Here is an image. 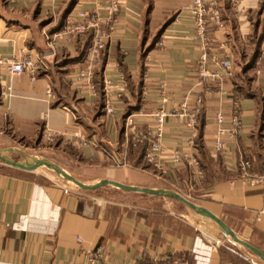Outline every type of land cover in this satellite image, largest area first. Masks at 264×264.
<instances>
[{"label":"crops","instance_id":"1","mask_svg":"<svg viewBox=\"0 0 264 264\" xmlns=\"http://www.w3.org/2000/svg\"><path fill=\"white\" fill-rule=\"evenodd\" d=\"M190 1L119 0L91 89L73 83L91 32L62 31L79 11L105 18L107 0H0V54L21 50L41 60L33 82L27 75L3 78L0 149L19 162L41 155L82 183L174 189L264 253V187L250 185L235 168L242 159L252 174L264 173V0H207L220 19H208V54L231 64L222 71L208 62L206 70L220 74L215 82L198 77L193 21L181 11ZM99 92L112 115L99 106ZM159 107L171 113L160 156L177 150L182 158L165 176L145 163L147 142L134 138V129L152 127ZM189 115L193 129L186 127ZM45 125L52 141L45 140ZM220 129L227 150L214 153ZM164 199L113 187L82 191L0 163V264H258L197 221L177 216Z\"/></svg>","mask_w":264,"mask_h":264},{"label":"built area","instance_id":"2","mask_svg":"<svg viewBox=\"0 0 264 264\" xmlns=\"http://www.w3.org/2000/svg\"><path fill=\"white\" fill-rule=\"evenodd\" d=\"M240 2L241 0H235ZM119 6V0H107L105 12V18H101L97 14L88 15L86 12L79 11L76 13L73 19L68 20L65 23L62 34L63 36H81L91 32L92 38L90 45L86 49L85 55L81 62V66L77 73L74 75L73 83L76 85H86L93 89L92 80L94 77L95 68L98 65L101 54L105 49L106 43L109 39V33L112 30L115 15L117 14ZM213 2L207 0H191L189 4L185 5L181 11L192 18L194 25V37L196 39L198 48L200 50L199 55V69L198 77L209 79L212 82L218 81L219 73L209 72L206 70L208 62L211 65L219 67L222 71L230 69L231 64L228 59H219L216 55H209V40H208V19H211L216 24L220 23L218 12L212 8ZM41 68V60L38 57H32L22 52L21 50L14 52L11 56H3L0 54V85L3 83L5 76L19 77L27 75L30 81H35L36 75ZM110 87V81H103V89L107 91ZM47 94L51 92L48 89ZM197 103H201L200 99H197ZM104 110L107 115L113 114L108 101L104 102ZM171 115L163 107L157 108L152 114V127L146 132L136 131L134 129V138L136 141L147 142V147L144 151V161L147 165L152 167L156 172L165 176L173 172L174 167L181 164V153L177 150L172 151L171 157L164 159L160 156L162 148V141L164 136V130L167 118ZM223 116L216 114V121L219 125L223 124ZM195 124L194 117L188 116L186 127L193 129ZM231 127L233 131H237L241 128V122L238 117L231 119ZM44 137L47 141H52L53 132L45 125ZM223 131H218V137L215 139L212 145V151L214 153H225L227 150L226 143L222 138ZM250 163L240 159L236 164V169L240 172L241 178L252 186L261 185L264 187V173L261 175H255L250 172ZM196 181L202 180V174L196 172L194 175ZM261 212L264 213V196L262 200ZM80 242V239H78ZM150 264H183L178 260H173L168 263H160L153 261Z\"/></svg>","mask_w":264,"mask_h":264},{"label":"water","instance_id":"3","mask_svg":"<svg viewBox=\"0 0 264 264\" xmlns=\"http://www.w3.org/2000/svg\"><path fill=\"white\" fill-rule=\"evenodd\" d=\"M27 159L28 160L24 162H16L8 157L5 151L0 149V163L3 165L24 172H35L38 169H46L53 173L60 181L82 191H94L102 187H113L123 192L165 198L175 201L202 220L211 222L230 245L248 256L249 259L258 264H264L263 252L248 242L238 238L228 225H226L219 217L211 213L209 210L193 203L175 191L169 189H152L137 186H127L108 180H101L91 184L82 183L46 158L27 157ZM245 251H247L250 255L246 254Z\"/></svg>","mask_w":264,"mask_h":264},{"label":"rangeland","instance_id":"4","mask_svg":"<svg viewBox=\"0 0 264 264\" xmlns=\"http://www.w3.org/2000/svg\"><path fill=\"white\" fill-rule=\"evenodd\" d=\"M9 155V154H8ZM27 155V154H26ZM34 155L33 157H39L42 158L41 155H36V154H32ZM31 156V155H30ZM10 158L17 160L18 162L21 161V157L15 153H11L9 155ZM40 176H46V177H50L53 179H58L53 173H51L50 171L46 170V169H38L36 171ZM169 189V188H168ZM172 191H175L174 189H169ZM112 192H107L108 196H112L111 194ZM117 198V196H115ZM118 198H120L123 201H127V202H132V203H141L140 200H138L137 198L131 196V195H120L118 196ZM117 198V199H118ZM187 199V198H186ZM190 200V199H188ZM192 201V200H190ZM193 203H195L194 201H192ZM163 203L169 206V208L172 210V212H174L177 216L181 215V216H186L187 218H191L193 219V221H197L199 224L202 225V227L204 228V232H207L209 234H215L216 236L220 237L222 239V241L224 242V245L234 251L235 253H237V255H240L241 257L244 258H249L248 256H246L245 254H243L242 252H240L239 250H237L235 247H233L232 245H230L225 238L220 234V232L217 230V228L209 221L206 222H202L201 219L194 215L193 213H191L189 210H187L186 208H184L183 206H181L180 204L176 203L175 201H172L170 199H164ZM196 204V203H195ZM156 208H160V206H155ZM246 254L250 255L247 251H245ZM239 260L237 258H235V263H238Z\"/></svg>","mask_w":264,"mask_h":264},{"label":"trees","instance_id":"5","mask_svg":"<svg viewBox=\"0 0 264 264\" xmlns=\"http://www.w3.org/2000/svg\"><path fill=\"white\" fill-rule=\"evenodd\" d=\"M99 106L102 107L104 105V97H103V94L102 92H99ZM263 108L261 107V111L259 112V114L261 115V117L264 116V111L262 110ZM139 160L143 159V153L141 151L138 152L137 154Z\"/></svg>","mask_w":264,"mask_h":264}]
</instances>
